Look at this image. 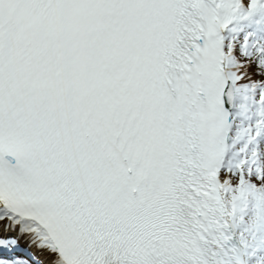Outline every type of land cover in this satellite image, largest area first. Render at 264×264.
<instances>
[{"label": "snow or ice", "instance_id": "obj_1", "mask_svg": "<svg viewBox=\"0 0 264 264\" xmlns=\"http://www.w3.org/2000/svg\"><path fill=\"white\" fill-rule=\"evenodd\" d=\"M0 264H264V0H0Z\"/></svg>", "mask_w": 264, "mask_h": 264}]
</instances>
